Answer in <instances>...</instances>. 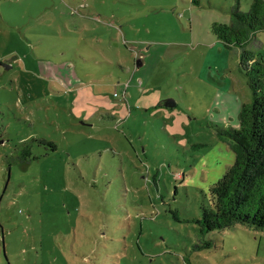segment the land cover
Instances as JSON below:
<instances>
[{
    "label": "rangeland",
    "instance_id": "obj_1",
    "mask_svg": "<svg viewBox=\"0 0 264 264\" xmlns=\"http://www.w3.org/2000/svg\"><path fill=\"white\" fill-rule=\"evenodd\" d=\"M236 4L0 0V264H264V230L196 222L252 100Z\"/></svg>",
    "mask_w": 264,
    "mask_h": 264
},
{
    "label": "trees",
    "instance_id": "obj_2",
    "mask_svg": "<svg viewBox=\"0 0 264 264\" xmlns=\"http://www.w3.org/2000/svg\"><path fill=\"white\" fill-rule=\"evenodd\" d=\"M248 12L239 3L231 10L229 23H216L213 33L226 50H240V67L252 91L243 104L238 128H217L219 139L234 154V162L210 188L211 203L196 220L202 235L242 225L264 230V55L248 49L257 33L264 32V0H251ZM24 159L30 158L28 142ZM52 148V142L43 140ZM27 160V159H26ZM197 249L212 248V244Z\"/></svg>",
    "mask_w": 264,
    "mask_h": 264
},
{
    "label": "water",
    "instance_id": "obj_3",
    "mask_svg": "<svg viewBox=\"0 0 264 264\" xmlns=\"http://www.w3.org/2000/svg\"><path fill=\"white\" fill-rule=\"evenodd\" d=\"M141 64L138 63V66H140ZM176 106V103H174L172 100H167L165 103H164V107L166 109H172Z\"/></svg>",
    "mask_w": 264,
    "mask_h": 264
},
{
    "label": "crops",
    "instance_id": "obj_4",
    "mask_svg": "<svg viewBox=\"0 0 264 264\" xmlns=\"http://www.w3.org/2000/svg\"><path fill=\"white\" fill-rule=\"evenodd\" d=\"M120 66H121V68H123V67H122V65H120ZM156 102H158V101H156ZM161 106H162V107H164V104H163V105H161ZM164 108H165V107H164Z\"/></svg>",
    "mask_w": 264,
    "mask_h": 264
}]
</instances>
